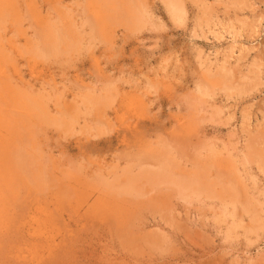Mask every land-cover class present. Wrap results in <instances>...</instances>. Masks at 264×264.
Returning <instances> with one entry per match:
<instances>
[{"label": "rangeland", "instance_id": "rangeland-1", "mask_svg": "<svg viewBox=\"0 0 264 264\" xmlns=\"http://www.w3.org/2000/svg\"><path fill=\"white\" fill-rule=\"evenodd\" d=\"M183 1L0 0V264H264V0Z\"/></svg>", "mask_w": 264, "mask_h": 264}, {"label": "bare ground", "instance_id": "bare-ground-1", "mask_svg": "<svg viewBox=\"0 0 264 264\" xmlns=\"http://www.w3.org/2000/svg\"><path fill=\"white\" fill-rule=\"evenodd\" d=\"M164 2L166 3V5H167V8L169 9V11H170V14L173 16V19L175 18L176 20H183L184 18H185V5H184V1L183 0H164ZM233 3V2H232ZM234 3H236V1H234ZM243 3V2H242ZM142 9V8H141ZM142 10H144V9H142ZM209 11V10H208ZM204 12V11H203ZM142 13V12H141ZM144 13V12H143ZM206 14H207V12H206ZM170 15V16H171ZM137 17V16H136ZM135 17V18H136ZM208 17H210V16H208ZM207 17V18H208ZM139 18V17H138ZM183 18V19H182ZM146 19V18H145ZM175 20V21H176ZM208 21H210V19H206V22H208ZM180 22V21H179ZM205 22V23H206ZM141 23V22H140ZM138 25V24H137ZM207 25V24H206ZM244 28V27H243ZM233 29H235L234 27H233ZM232 29V30H233ZM235 31V30H234ZM58 38V37H57ZM50 49V48H49ZM60 49V48H59ZM225 71H223L224 72V76L223 77H221L222 78V81H223V84H225L224 85V87L222 88V89H225V91L226 90H232L233 89V82H232V80L231 79H234V78H231L230 76L231 75H228L229 73H230V71L227 69V68H225L224 69ZM258 71V70H257ZM219 72H221V71H219ZM254 72V71H253ZM255 72H256V70H255ZM219 74V73H218ZM258 75V74H257ZM256 75V76H257ZM219 77V76H218ZM253 77H255V76H253ZM258 77V76H257ZM220 78V77H219ZM254 80V79H253ZM221 81V82H222ZM234 81V80H233ZM233 83V84H232ZM252 85V84H251ZM207 87H208V84H207ZM238 87V86H237ZM201 88H203V86L201 87ZM211 88V87H210ZM249 88V87H248ZM235 89V88H234ZM252 89V88H251ZM238 90V89H237ZM205 91V90H204ZM235 91V90H234ZM206 92V91H205ZM227 93H229L228 91H227ZM240 93V92H239ZM230 94V93H229ZM234 94V93H233ZM208 95V94H207ZM140 104H141V102H139ZM252 148V147H251ZM261 150V149H260ZM249 151H250V148H249ZM263 151V150H262ZM251 152V151H250ZM254 152H255V150H254ZM258 152V151H257ZM247 153V152H246ZM251 153H253V152H251ZM249 154V153H248ZM246 155V154H245ZM253 155H255V154H253ZM259 155V154H258ZM260 156H263V155H260ZM259 157V156H258ZM248 158H250L249 157V155H246V159H247V161L248 160H250V162H251V160H252V158H250V159H248ZM255 158H256V156H255ZM254 158V159H255ZM260 159V158H259ZM246 161V160H245ZM244 161V162H245ZM255 161V160H254ZM252 162H253V160H252ZM258 164H260V163H258ZM264 165V164H263ZM262 165V166H263ZM263 169V168H262ZM162 171V170H161ZM158 172V171H157ZM153 173H155V172H153ZM158 174H159V172H158ZM154 175V174H153ZM157 176V175H156ZM166 177V176H165ZM131 179H132V177H131ZM164 180V179H163ZM131 181V180H130ZM177 181V180H176ZM180 181V180H179ZM186 181V180H185ZM181 182H184V181H181ZM175 184H177V183H175ZM185 185V184H184ZM179 186V185H178ZM182 186V185H181ZM194 186V185H193ZM179 188V187H178ZM189 188V187H188ZM235 190V189H234ZM231 191H232V189H231ZM230 191V193H232ZM233 193H234V191H233ZM189 195V194H188ZM190 196V195H189ZM248 203V202H247ZM247 205V204H246ZM248 207V206H247Z\"/></svg>", "mask_w": 264, "mask_h": 264}]
</instances>
